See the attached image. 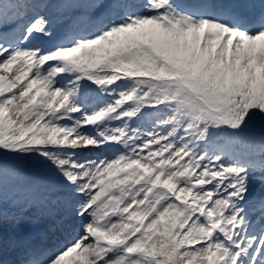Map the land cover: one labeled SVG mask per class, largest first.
<instances>
[{
  "label": "snow or ice",
  "instance_id": "snow-or-ice-1",
  "mask_svg": "<svg viewBox=\"0 0 264 264\" xmlns=\"http://www.w3.org/2000/svg\"><path fill=\"white\" fill-rule=\"evenodd\" d=\"M0 264H264V0H0Z\"/></svg>",
  "mask_w": 264,
  "mask_h": 264
}]
</instances>
